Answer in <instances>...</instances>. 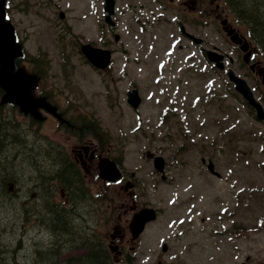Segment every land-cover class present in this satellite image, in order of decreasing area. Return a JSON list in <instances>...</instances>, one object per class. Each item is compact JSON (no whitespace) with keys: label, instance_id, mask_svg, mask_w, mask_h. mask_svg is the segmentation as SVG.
Returning <instances> with one entry per match:
<instances>
[{"label":"rangeland","instance_id":"rangeland-1","mask_svg":"<svg viewBox=\"0 0 264 264\" xmlns=\"http://www.w3.org/2000/svg\"><path fill=\"white\" fill-rule=\"evenodd\" d=\"M77 1L70 0L69 9L61 3L64 19L58 21L55 16L56 23H68L74 32L62 35L61 41L57 38L62 33L59 28L40 18L23 16L10 6L13 30L21 42L25 40L23 46L29 54L38 56L43 67L38 72L32 63L21 62V67L10 76L18 75L16 92L20 98L35 99L31 107L36 113H41L42 102L38 98L43 89H30V82L45 88L43 93L51 97V105L63 110L72 103L71 114L98 123L109 140V147L105 145L103 151L109 150L110 156L121 160L127 176L133 174L132 186L127 191L123 188L125 180L106 184L96 172H92V179L87 178L86 191L94 198L93 202L89 198L93 219L103 220L95 225V231L103 235L111 226L127 223L134 210L152 206L158 210V216L134 244L135 264H159V258L161 264H166L168 261L163 259L167 257L174 260L172 264H264V125L237 105L231 93L228 95L230 86L223 74L213 76L205 66L198 69L200 72L190 70L204 64L200 47H216L234 56L223 32H215L218 23L194 28V34L204 39V44L196 46L179 33L175 24L177 18L182 19L187 13L179 2L173 3L175 16L167 20L163 0L164 7L155 6L153 0H115L114 31L119 34V41L114 42L102 22V0H91L89 4L88 0ZM45 19H54L51 11L46 12ZM74 35L112 51L108 71H96L78 53L61 57L62 47L72 49ZM38 51L40 55H36ZM34 76L42 81H34ZM23 85L27 88L21 89ZM131 88L138 91L141 99L136 110L125 102V93ZM213 90L223 98V104L219 99L206 105ZM233 108H237L235 120L229 113ZM3 109L19 121L24 118L17 106L5 105ZM50 110L46 105L44 112ZM166 112L172 116L168 118V129L160 123ZM47 117L41 130L53 138L57 134L56 123L51 116ZM229 124L237 125L235 131L250 128L258 136L238 142L237 136L231 135L224 144L221 134L225 129L221 125ZM194 129L199 132L192 133ZM56 139L67 140L59 134ZM92 143L99 150L97 141ZM230 144L234 148L226 147ZM20 147L23 154L13 158L8 155L13 164L9 162L7 171L14 183V193L23 197L33 190L36 167L42 174L48 169L40 165V159L37 165L34 155L24 159L22 156L29 149L24 144ZM147 152L163 157L164 181L155 173ZM201 157L212 161L220 177L206 170ZM55 197L57 200V193ZM13 204L10 201L9 207ZM26 211L23 215L13 206L7 209L12 229L0 233V239L8 246L9 239L12 243L22 239L16 254L14 246L10 249L18 261H42L49 253L65 250L59 246L64 237L60 233L42 231L30 224V218L15 219L21 214L24 217ZM162 244H166L165 252L161 251ZM129 245L132 243L126 247Z\"/></svg>","mask_w":264,"mask_h":264},{"label":"flooded vegetation","instance_id":"flooded-vegetation-1","mask_svg":"<svg viewBox=\"0 0 264 264\" xmlns=\"http://www.w3.org/2000/svg\"><path fill=\"white\" fill-rule=\"evenodd\" d=\"M10 1L14 0H0V4L4 8L5 19L11 29H13V20L9 12L11 10L10 6H13L12 9L20 12L23 16H30L36 19L40 18L48 25L56 26L62 32V35H65L68 32L74 33L70 24L65 23L64 26H61V23H56L54 21L56 15L58 16V21L64 19L65 13L64 11H61V3L63 4L64 9H69L70 0H15L14 3L16 4L9 5L8 3ZM90 1L91 0H88V4ZM163 1L166 4L164 7L165 10H168L167 20H169L170 17L175 16V14H172L174 8L173 3L179 2L178 4L181 5V7H184L187 11V13L183 14L184 16L182 19H176L175 24L178 27L179 33L190 42H192V39L185 34V32L196 36L194 34V28L199 25L204 26L206 23L210 26L214 24V22L218 23L219 27L215 32H223L225 39L229 41V44L233 48L234 54V56H229L223 53L225 67L231 68L246 81L253 96L260 102L264 110V50L259 48L257 43V41L264 42V34L254 32L251 28V22L248 21L250 19H245L244 17H246V15L240 16L235 10H227L222 0ZM73 2L77 3L78 1L73 0ZM152 2L156 6V4H161L162 0H153ZM47 11L52 12L54 16L53 20L45 19ZM189 18H191V20L188 22ZM113 23V26H107V34H111L112 37H114V30L116 27L114 19ZM182 27L184 28V31H181ZM12 33L14 35L13 30ZM60 35L61 34H58L57 37ZM75 38L80 40V42L87 43L83 36H77ZM80 42H77L78 50L81 46ZM202 44H204V39H202ZM28 52L29 51L26 49H16L14 54L19 56H14L12 68H15V70L19 69L21 67V62H27L24 58H26V56L28 57V55H26ZM71 53L72 51H62L60 52V55L69 56L67 54ZM200 55L202 56L203 61H206L205 49L202 47H200ZM21 57H23L22 60H20ZM208 68L219 75L220 71L214 66L209 64ZM238 71L242 74H239ZM15 76L16 78L18 77L17 74ZM16 78L14 77L11 82L5 80V82H7L6 89L4 88L5 86L0 84V104L6 103L11 106H18L19 109L23 110L24 118L20 123H16L15 127L20 128L21 134L24 135L27 131L32 132L36 130L37 143H39L36 148L42 150L45 155V161L48 159L46 165L50 168V172L54 174L49 177L51 181H53L57 191V200L56 197L53 198V206L58 210V213L55 216V223L64 224L65 227H67L65 229H69L71 232V235H68L71 243L68 244L66 239L63 241L60 239L59 244H61L62 248L65 250L60 252L56 251L55 255H65L66 250L70 249L72 255H69L67 258L63 257L64 260L93 261V255L96 254V252H94V247L99 246L102 250V258L98 259L100 261H105L103 264H135L134 244L136 241L131 239L128 231V222L124 223L121 227L111 226V228L103 235L95 231V225L102 223L103 220L99 219L94 221L91 208L89 207V199L85 194L87 193V187L85 185L87 183V178L92 179V172H97L96 159L99 155L103 154V150L99 152L98 147L92 143L93 138L87 120H81L78 116L70 113L72 112V103H68L69 106L63 110H60L54 103V105H51V97L43 93L45 88L38 87V83H34L35 85L30 84V86L43 89L42 93L39 95L41 97L38 98L42 102L39 107L41 113H36L32 109H28V103L32 101V103H34L35 99L26 101L25 98H20L19 95H17L16 90L19 85L16 83ZM26 88L27 87L24 85L21 87V89ZM5 95L8 97L6 98ZM235 100L236 102L238 101L236 95ZM46 105L51 107L50 113L44 112V110L46 111ZM241 107L244 108L252 118L254 117L253 108L249 107L247 104H241ZM0 108L3 110V106H0ZM47 116H51L56 123L57 134L53 138L49 137L41 130V127L48 120ZM76 121L79 125L78 128H75ZM58 134L65 135L67 140L60 142L59 139H56ZM109 152V150L106 151V153ZM46 165L44 163V166ZM119 166L121 170H123L120 164ZM125 176V172L124 174L122 172V178L117 183L126 178L124 185L126 191L128 190V185L130 186L131 183L129 182L130 177L127 178ZM131 176H133L132 173ZM78 190L81 191L79 192ZM29 202L30 201L28 200L26 204L27 206H29ZM67 207H70L71 210H67ZM60 209H63V212L60 213ZM41 213L40 230H49V226L46 227V225H44V210ZM103 213H105V211H103ZM130 242L132 245L126 247V244ZM161 259L162 258H159L157 260L159 261V264H161ZM163 260L168 261L166 264H172L171 261H174L168 260V257Z\"/></svg>","mask_w":264,"mask_h":264},{"label":"trees","instance_id":"trees-1","mask_svg":"<svg viewBox=\"0 0 264 264\" xmlns=\"http://www.w3.org/2000/svg\"><path fill=\"white\" fill-rule=\"evenodd\" d=\"M225 4L230 11H237L240 16H245L246 18H249V22H251V28L254 32H257L258 34H264V0H224ZM260 48L264 50V42L263 41H257ZM30 59V58H29ZM30 61L38 65V61L35 58H31ZM43 68V67H42ZM1 112V111H0ZM90 124V131L94 138L99 139L101 144L104 142V134L103 131H101L100 127L95 123L94 121H89ZM16 122L12 118H5L0 115V218L3 217V220H0V233L5 232L10 229L11 226L8 224L7 221V209H11L12 206L14 210H19L23 212V210L26 211V215L22 217V214L19 216H14L15 219L18 221L20 219H23V221H26L30 218L33 225L37 226L40 225L39 220L41 219L42 211L44 210V225L46 227L49 226V230L53 233H60V235H63V241L66 239L68 244L71 243L69 241V236L71 235V232L69 229H65L64 224H57L56 222V214L58 213V210L53 206V198L52 195L54 194V185L51 183V179L49 177L50 175V168L47 167L46 161L43 159L45 156L42 154V151L40 150H34L33 152L29 150L28 155H34V160L37 165H39L37 162V159L42 160V164H40L43 168L48 169L46 174H42L39 171V168L36 167L38 172L34 175L35 182H33V190H30L29 192L38 194L39 187L42 189L39 193L42 192V196L44 197V201L42 202L43 208L39 207L38 205V198L33 197L31 200V204L27 206L26 204H22L21 197L15 193L12 196L10 195L11 192L8 189L7 181L8 178V164L11 162V159L17 155L16 153H13L16 147L21 146L22 144L28 145V147H33L34 145H37V132H29L21 134V129L15 127ZM75 128H78L75 127ZM236 135L238 142H245L247 137L244 134H240L239 131L231 130L227 131L225 134H222V139L224 141V144L226 143V139L231 136ZM22 138V139H19ZM236 139V140H237ZM20 140V142H19ZM36 142H35V141ZM230 141H232V138H229ZM39 144V143H38ZM233 147L230 145H226V147ZM12 154V158L10 161H8V155ZM18 156H20V153H18ZM46 166H44V163ZM54 175L53 173L51 174ZM40 178L42 180H40ZM64 181V180H63ZM17 198L15 199V197ZM29 196V194H28ZM24 200H28L27 196L24 198ZM35 199V200H34ZM10 201H13L14 204L10 205ZM93 202V201H92ZM71 210V209H69ZM63 212V209H60V213ZM65 212V211H64ZM24 215V212H23ZM17 224V228L19 229V223ZM12 229V228H11ZM15 231H17L15 229ZM11 240V241H10ZM11 243V246H8L6 242H3L0 239V264H103L105 261H100L98 258H102V250L99 248V246L94 247V252H96L95 255H93V261H66L64 259L54 260L55 257L57 258V255H53V253H49L48 258H44L42 261H18V259L14 256L15 251L21 246L22 239L15 241L12 243V239L8 240ZM61 245V244H60ZM59 245V246H60ZM14 246V253L13 251H10L11 247ZM36 248H41L42 246H34ZM16 254V253H15ZM53 256V257H52ZM60 256V255H59ZM104 257V255H103ZM88 259V258H87ZM91 259V258H90ZM98 259V260H97Z\"/></svg>","mask_w":264,"mask_h":264},{"label":"water","instance_id":"water-1","mask_svg":"<svg viewBox=\"0 0 264 264\" xmlns=\"http://www.w3.org/2000/svg\"><path fill=\"white\" fill-rule=\"evenodd\" d=\"M113 0H104L103 9L106 11L104 20L108 24H112L111 21V14L113 13ZM117 39V37H115ZM196 42H199L198 39H194ZM13 38L12 34L6 25L4 18H3V9L0 5V64L2 65L1 74L5 76L7 72L11 68V57L14 53L13 49ZM81 51L85 58L96 68H105L109 63L110 59V52L106 49L95 48L88 44L81 46ZM209 61L215 62V65L219 68H222V58L221 54H218L213 51L206 52ZM227 76L230 81L234 83V88L241 93V95L248 101V103L255 108L256 116L260 120H264V112L260 105L253 99L248 87L246 86L245 82L236 77L232 71L227 72ZM14 77L10 80L13 81ZM126 102L133 108H136L140 102V98L137 94L135 89L127 92ZM152 164L154 169L157 172L162 173L161 177L164 178L163 175V167H164V160L161 156H153ZM207 169L214 175L218 176L219 174L214 171L213 164L209 161L207 163ZM98 168V175L104 181L114 182L120 178L121 174L118 170L116 164L106 158V157H99L97 162ZM156 217V212L154 209L149 207H143L135 212L128 224L129 231L132 235V238H137L140 233L143 231L144 226L147 222L154 220ZM162 249L165 250V245L162 246Z\"/></svg>","mask_w":264,"mask_h":264}]
</instances>
